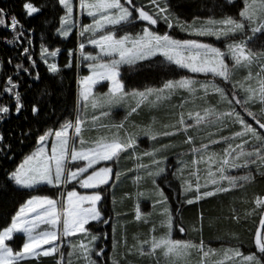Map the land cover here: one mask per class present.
Segmentation results:
<instances>
[{
	"label": "snow or ice",
	"instance_id": "snow-or-ice-1",
	"mask_svg": "<svg viewBox=\"0 0 264 264\" xmlns=\"http://www.w3.org/2000/svg\"><path fill=\"white\" fill-rule=\"evenodd\" d=\"M225 2L238 9L235 15L186 17L181 0H56L61 15L54 33L65 40L75 33L76 43L50 50L41 42L38 52L35 28L0 7V27L10 33L0 39L17 50L15 57L0 59V98H8L0 99V124L12 116L25 122L7 134L0 128V161L10 165L0 177V195L23 192L0 226V264H45L48 257L53 264H140L144 256L153 257L152 264H264V191L245 197L250 208L229 213L238 227L253 225L250 248L239 231L219 248L202 235L219 219L209 216L205 224L203 202L264 184V0ZM45 7L23 0L21 12L30 19ZM203 37L222 40L224 47ZM41 64L58 84L68 70H88L79 76L77 99L63 118H46L56 112L50 97L63 88L55 92L45 83L30 112L24 102L22 77L31 81L27 87L42 82ZM176 69L178 78L159 87L140 90L127 80ZM177 93L182 98L171 103ZM45 95L47 111L39 99ZM161 102L166 119L152 114L137 123ZM123 105L127 111L116 121L112 111ZM140 136L154 142L149 149L139 147ZM176 139L187 148L173 150ZM13 141L26 147L19 158ZM125 158H134L132 167H122ZM122 176L134 182V193L119 191ZM173 181L180 190L178 206L164 187ZM129 198L131 217L118 208ZM145 199L152 211L142 208ZM185 206L199 207L190 224ZM129 222L147 226L131 243ZM97 225L104 227L97 231ZM174 231L198 238L175 239ZM17 234L23 235L19 245Z\"/></svg>",
	"mask_w": 264,
	"mask_h": 264
},
{
	"label": "trees",
	"instance_id": "trees-1",
	"mask_svg": "<svg viewBox=\"0 0 264 264\" xmlns=\"http://www.w3.org/2000/svg\"><path fill=\"white\" fill-rule=\"evenodd\" d=\"M23 0H0V7L7 8L10 12H13L14 14L18 15L20 19L24 22L25 25L33 26L35 28V42L34 47L36 51L38 52L39 44L41 42H44L47 47L50 48V50L54 49L56 46H60L63 49L73 47L76 43V40L74 39L75 35H73L69 40H64L61 37H59L57 34L54 33V30L59 27V16L61 15L60 7L56 5V0H36L38 4H47L48 7H45L44 12L42 15H35L33 18L25 19L22 12H21V3ZM181 3L184 5L182 12L183 15L186 17H190L193 13H197L199 15H202L201 12L204 8L209 9L212 8L214 5V0H181ZM237 4L240 3V0L236 1ZM219 8H221L222 12H225L227 14L235 15L237 12V8L233 7L230 4H227L225 0H219L216 4V7L211 10L210 14H213V12L216 13L217 16H219L221 13L216 12L219 11ZM50 20V23H45L44 21ZM161 29L163 30L165 26L160 25ZM43 33V36L41 37L39 34ZM180 35H184L183 33H180ZM4 36H10V33L5 29L0 27V37ZM17 55V50L12 48L11 46H8L4 43L2 39H0V59H3L8 56L15 57ZM59 62L62 64L64 62V57L61 55L59 58ZM155 59H162V57H156ZM9 71H11V66H7ZM174 67V66H173ZM165 72H167V69H165ZM181 72L180 69H176L175 73H169L168 75L161 74L160 76L157 75H143V74H135V75H129L127 80L129 82L130 87H136L140 90H143L144 86H153V87H159L161 86V81L167 78H178V74ZM40 73L42 77V82L33 84L32 87H27L26 85L28 83H31L29 81L27 76L22 77V80L24 83L21 84V91L23 95L24 102L29 106V112H30V106L31 104L38 99V93L40 90L44 89L45 83H49L51 88L55 90V92H60V89L63 88V92L57 96L53 94L50 99L51 103L55 106L56 112L54 114V117H46V118H55L60 119L63 118L67 113L72 111L73 104L75 100L77 99V88L78 84L77 81L79 79L80 75L88 74V70L81 67L76 69L75 72L72 70H68L64 73L63 81L61 84L57 83V80L53 77H51L46 71L45 66L43 64L40 65ZM4 83L3 79L0 78V85ZM182 98V93H177L173 97H171V103H178L180 99ZM7 100V97L0 98ZM42 107L45 111H47L48 108V100L49 97L45 95L42 98H39ZM166 111L167 108H165L163 111L159 110V112H149L145 118V120H148L152 114L157 115V118L160 120L166 119ZM22 120L18 119L15 116H12L10 120H8L4 124H0V128H2L5 133L7 134L9 131H14L17 126L22 125ZM32 142L29 140L27 141V144H31ZM14 149L17 153V157L19 158V155L26 150L25 146H21L16 144L15 141H13ZM186 145H182L181 141L179 139L175 140V144L173 146V150H184L186 149ZM171 158V157H170ZM134 164V158L133 159H123L121 161V165L123 168L132 167ZM9 163L6 161H0V177L3 175V170H6L9 167ZM202 167V166H201ZM126 175H131L130 173H126ZM123 183L120 186L119 191H131L135 192L134 182L129 179H124L122 176ZM176 181L172 182V186L168 187L167 185H164L165 191L170 194V200L173 203V205L178 206L179 200H178V194L179 189L176 186ZM91 191V190H90ZM261 191H264V184H255L252 186H249L246 190H234V193H229L224 196L222 199H210L208 202H203L202 206L205 212V224L207 225V219L209 216L218 217L216 224L213 227H205L203 232V238L205 242L210 245L213 248H219L222 246H226V242L229 239V233L234 231H239L242 235V238L245 242V249L250 248V244L248 243L250 232L248 231L253 227L251 223H249L246 228H240L233 222L229 220V213L233 207L240 208L242 211L246 208H250V205L247 203H244L245 197H247L249 200L252 198L253 194H258ZM107 195V193H105ZM23 198V192L22 190L20 192H10L7 195H0V226L4 225L6 221L9 220L10 214H12L15 209L17 208L18 204L22 202ZM180 199H183V196H180ZM133 202L134 198L125 199L123 203L118 205L119 210H121L123 213L127 214L128 217H131L134 208H133ZM111 207V202H109L106 205V208ZM142 208L145 211H152L151 202L149 200H143L142 202ZM187 210L184 211L183 216L186 224H190V222L196 217L197 212L199 211L198 206H185ZM156 218V214L152 217V219ZM120 223H123V217L119 220ZM103 225H97L96 230L99 231L101 228H103ZM146 227H140L138 228V225L136 223L129 222L127 225L128 228V237L129 242L131 243L132 237L139 232L146 231ZM106 230V229H105ZM175 239H197V233L188 231L186 233H181L178 231H174ZM23 239L22 235L17 234V239L15 240V244L19 245L21 243V240ZM140 264H152L153 257H140ZM45 264H53V260L51 257L44 258Z\"/></svg>",
	"mask_w": 264,
	"mask_h": 264
},
{
	"label": "rangeland",
	"instance_id": "rangeland-1",
	"mask_svg": "<svg viewBox=\"0 0 264 264\" xmlns=\"http://www.w3.org/2000/svg\"><path fill=\"white\" fill-rule=\"evenodd\" d=\"M205 1V0H204ZM219 0H214V5H216L218 3ZM237 1V0H236ZM214 9L213 7L212 8H209V9H206L204 8L203 11L201 12L202 16H209V15H212L210 14L211 13V10ZM216 12H219L221 13L222 10L221 8H219V11L217 10ZM88 20H90V18H88ZM87 22V21H85ZM73 35H75V33H73ZM62 39H64L63 37H61ZM71 37H69L67 40H69ZM201 39H205V40H208L209 42H213L215 43L217 46H220L221 48L224 47V44L222 42V40H216L215 37H203ZM223 39V38H222ZM65 40V39H64ZM91 46H89L90 48ZM230 59V57H229ZM244 73H241V76L243 75ZM78 88H79V85H78ZM78 88H77V96H78ZM106 91V89H104ZM171 102V101H170ZM211 102V101H210ZM129 103H134V101H129ZM166 108V102H161V106L157 109H155L153 112H159V110H164ZM127 111V105H123V106H117L113 109L112 111V115L115 117V120L116 121H119L125 114V112ZM150 111L149 110H145L139 117H137V123H140L142 121H144V118L145 116L149 113ZM94 130L92 133H90L89 135H94ZM154 142H152L148 137H144V136H140L139 137V147L144 150V149H149L151 147V145L153 144ZM203 168V165H201ZM235 171V170H233ZM78 191H81V192H89L90 190H87V189H77ZM18 235H22V234H18ZM23 236V235H22ZM173 236H174V232H173ZM216 248V247H215Z\"/></svg>",
	"mask_w": 264,
	"mask_h": 264
}]
</instances>
